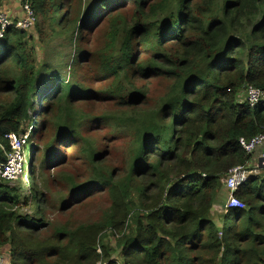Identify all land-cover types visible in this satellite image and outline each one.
Returning a JSON list of instances; mask_svg holds the SVG:
<instances>
[{
  "label": "trees",
  "instance_id": "obj_1",
  "mask_svg": "<svg viewBox=\"0 0 264 264\" xmlns=\"http://www.w3.org/2000/svg\"><path fill=\"white\" fill-rule=\"evenodd\" d=\"M65 1L29 0L40 44L64 31L68 37V27L81 24L82 0H73L71 22L67 16L55 19ZM149 1L105 0L85 8L88 22L97 9L107 10L99 26L106 23L107 31L95 53L76 52L67 75L79 74L80 80L71 85L49 65L36 67L34 52L26 49L34 26L8 28L0 39V142L5 150V135H24L32 123L34 137L45 125L51 128L47 119L54 115L61 120L57 137L82 140L79 156L90 168L101 163L92 181L76 192L100 188L110 206L100 222L54 227L45 240L36 241L34 235L47 227L39 220L43 195L31 165L26 170L33 216L18 208L29 200L24 191L0 183V248H8L6 264H117L100 242L106 230L120 235L116 250L122 264H264V177H250L235 191L244 209L211 213L228 171L255 166L239 140L264 135V104L250 106L241 96L249 88L264 91V0H175V8L174 0ZM77 29L84 36V28ZM97 29L91 26L87 32ZM85 58L88 78L81 71ZM151 79L166 82L164 95L155 110L139 108L148 95L140 83ZM43 83H49L44 92L53 87L47 94L39 89ZM97 84L101 88L94 89ZM35 98L37 112L50 113L39 125L31 120ZM90 102H107L112 110L91 120L73 110ZM101 128L109 130L103 136L112 132L111 138L129 139V171L122 179L103 168L105 144L93 145L89 136L83 140ZM0 163H5L1 150Z\"/></svg>",
  "mask_w": 264,
  "mask_h": 264
},
{
  "label": "rangeland",
  "instance_id": "obj_2",
  "mask_svg": "<svg viewBox=\"0 0 264 264\" xmlns=\"http://www.w3.org/2000/svg\"><path fill=\"white\" fill-rule=\"evenodd\" d=\"M103 1L105 0H82L83 12L79 16V18L82 19L81 24L76 23L68 27V37L66 36L65 31L61 32L60 37L55 36L54 40H49V43L46 45H42L38 42V36L35 29L36 26H34L32 32L28 33L30 40L26 49L34 52L37 65L36 67L40 68L44 64L49 65L50 68L55 69L53 72H56L57 78L65 76L64 83L67 82L69 85L77 80L79 81V74L71 77L67 75L70 73L69 66L72 65V60L74 59L76 52L82 51L87 55L88 53H95L100 45H102L104 34L107 31L106 23L99 27L100 18L102 15H104L103 13L107 14V10L97 9L93 20L88 22L89 19L83 20L85 8L88 7V5L89 7H94L97 3H103ZM23 2L24 0H0V12L6 13L10 20L17 21L18 16H14L12 14L15 10H17L22 15L21 8ZM152 2L153 0L149 1L147 5L151 4ZM63 5V7L55 12V19L58 20L60 16H62V18L67 16L71 17V19H69L71 22L72 18L75 17V15L72 14L73 0H67ZM175 7L176 3L174 0L172 3V8ZM145 11H147V9H145ZM173 15L174 14L172 12V15L170 16L173 18ZM37 20L38 19L36 17V22ZM168 22L172 24L173 19L170 17ZM91 26L98 28L97 31L92 35H90L91 32H87L88 28ZM78 27L84 28V36L80 37L79 31L77 29ZM54 31L58 32L60 29L58 27H54ZM78 37L80 38L79 42ZM56 67H58V69H56ZM89 67L88 59L85 58L81 61V71L85 78L90 76ZM92 67H94V65ZM81 82L82 84L84 83V81ZM85 84L87 83L85 82ZM48 85L49 83H43L39 88L41 89V92H44L48 88ZM139 87H146L148 89L146 101L137 104L139 105V108L155 110L159 106L160 98L164 95L163 92L165 91L166 82L161 79H151L147 82H141ZM93 88L97 89L101 88V86L97 84ZM52 89L53 87L51 86L50 89L44 93L47 94ZM241 96L245 99L246 91H243ZM33 103V115L31 120L32 122L34 121L36 125H39L44 121V117L49 116L50 113L47 112L43 114L42 112L43 115L41 116L40 113L37 112V104H39L38 98H35ZM75 109L78 111L77 115L86 117L89 120H91L93 117L105 115L107 112L112 110V108L109 106V103L107 102L76 104L73 107V110ZM59 118H64L63 112ZM47 121L51 128L46 130L48 128V124L45 125L43 127L44 129L42 131L39 130L38 134H36L34 137H32L30 134V126L32 123H29L24 128L25 134L27 136L25 141L26 151L21 150L19 152L14 164L15 173L12 175L10 181L0 180V183L2 184H9L16 190L20 189L24 191L26 197L29 200L22 201V203L18 205V208L21 210L23 215L28 217L33 216L32 212L35 203H33V201L30 199L33 191L31 189L32 187L28 170L31 169V165L34 166L31 177H34V184L37 185L38 189L43 195L42 200L38 201V203H40V208L42 209V214L39 217V220H42L47 227L44 231L34 235L33 238L36 241L45 240L47 236L51 234L54 227L66 226L67 228L72 229L79 224L100 222L110 213L107 193L102 191L99 192L100 188L90 189L89 193L88 189L76 192V188L79 187L80 184H87V182L92 181V171L101 170V163L100 165L90 164V168L89 164H87V162H85V160L79 156L78 151L84 146L83 141H78L77 138L68 139L67 141L61 140L57 137V125L61 120L55 119L53 115L52 117L48 118ZM108 131L109 130L106 128H101L95 134L89 133L84 135L83 140H88L89 136L95 139L93 145L102 146L105 144V155L102 157L103 168L106 170H113L115 176L119 179H122L123 176L129 171V139L119 137L111 138L110 136L112 135V132H109L107 135L103 136L102 133H106ZM29 153L31 154L30 158L32 161L30 163L28 157ZM259 153L260 152L256 153L254 157L257 158ZM260 177H264V172H261ZM172 179L173 177H170V180ZM73 185H75V187ZM223 186H225V178L223 181ZM74 192L76 193L73 194ZM228 194L229 193L226 191L225 187H223L221 193L214 201L211 212L212 214L214 213L216 216V214L227 213L226 202ZM89 195H93L92 197L94 198L88 200L90 197ZM73 197L75 198L72 199ZM76 199L79 201L81 199L82 200L74 206L72 201ZM132 199L134 201V206L138 209H141L142 204H140L137 196H133ZM63 202H65V205L62 207ZM66 207L68 209L66 211H62V209H65ZM32 218L34 219L35 217ZM122 229L119 230L121 231V234ZM124 233L127 232L125 231ZM119 236L120 235L116 231L106 230L102 233L100 242L101 244L107 245V247L111 250V252H109V257H111V259H115L117 264H122L121 256L117 254L116 250V242ZM97 252L100 253L99 250ZM7 256L8 258L10 257L8 248H0V264H6ZM97 264H107V260H102Z\"/></svg>",
  "mask_w": 264,
  "mask_h": 264
},
{
  "label": "built area",
  "instance_id": "obj_3",
  "mask_svg": "<svg viewBox=\"0 0 264 264\" xmlns=\"http://www.w3.org/2000/svg\"><path fill=\"white\" fill-rule=\"evenodd\" d=\"M21 13L22 15L17 21H12L6 13L0 12V39L8 28L28 30L34 26L36 17L29 0H24ZM246 98L250 106L264 104V91L249 88L246 91ZM26 139V134L19 135L18 137L13 134L5 135L4 140L7 141L9 151H6L2 142H0V150L5 156V163H0V180L10 181L12 175L15 173V160L19 152L26 149ZM239 145L246 154L254 156L256 153H260L257 155V158H253L255 166H238L228 171L225 179V187L229 193L226 202L227 210L244 209V205L234 196L235 191L243 186L248 178L260 176L261 172H264V135H259L249 141L241 139L239 140Z\"/></svg>",
  "mask_w": 264,
  "mask_h": 264
},
{
  "label": "crops",
  "instance_id": "obj_4",
  "mask_svg": "<svg viewBox=\"0 0 264 264\" xmlns=\"http://www.w3.org/2000/svg\"><path fill=\"white\" fill-rule=\"evenodd\" d=\"M12 15L18 16V18L21 16V14L19 13V11H17V10H15Z\"/></svg>",
  "mask_w": 264,
  "mask_h": 264
}]
</instances>
